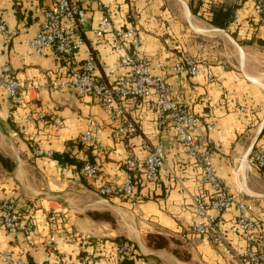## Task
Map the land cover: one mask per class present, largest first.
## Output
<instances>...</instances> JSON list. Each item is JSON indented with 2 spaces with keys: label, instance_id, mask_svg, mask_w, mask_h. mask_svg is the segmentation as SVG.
Here are the masks:
<instances>
[{
  "label": "crops",
  "instance_id": "0c3cea01",
  "mask_svg": "<svg viewBox=\"0 0 264 264\" xmlns=\"http://www.w3.org/2000/svg\"><path fill=\"white\" fill-rule=\"evenodd\" d=\"M54 2L0 0V18L8 30L7 35L0 33V66L8 65L23 87L19 104L0 93V201H12L19 214L32 222L28 234L0 229V252L30 264H112L119 258L116 237H124L150 263L238 264L202 235L189 234L182 243L180 235L196 218L193 199L208 187L198 184L194 158L172 131L157 124L147 100L123 103L124 114L135 122L137 132L129 140H119L113 135L107 110L96 98L49 89L51 81L64 77L67 65L79 64L89 52L95 56L96 76L102 82L113 84L124 74L114 67L117 54L111 32L94 34L102 12L93 0H77L85 18L75 33L82 44L72 57L59 56L51 49L32 51L26 41L40 29L43 10ZM101 2L109 5L116 27L137 30L140 52L149 59L150 72L165 79L172 98L201 124H213L211 130L200 129L197 141L210 152L225 188L240 191L264 227V169L251 163L253 154L264 153V27L255 22L251 1L225 0L212 7L231 9L222 28L192 12L190 0ZM235 9L240 18L231 24ZM186 54L204 61L202 72L187 76L172 71L173 63ZM54 119L59 120L58 126ZM93 125L98 127L102 152L77 140ZM30 142L51 156H32ZM157 143L163 148L162 166L153 181L136 186L133 199L97 192L104 184L120 185L125 159L144 157ZM63 153L77 159L87 155L98 165V173L84 179L77 165L52 156ZM95 212L110 216H94ZM236 215L232 207L218 222L225 241L240 245ZM148 232L165 235L168 247L149 246ZM50 236L53 246L46 244ZM176 247L185 249L188 257H179ZM0 264L9 263L0 259Z\"/></svg>",
  "mask_w": 264,
  "mask_h": 264
},
{
  "label": "built area",
  "instance_id": "2783aa9c",
  "mask_svg": "<svg viewBox=\"0 0 264 264\" xmlns=\"http://www.w3.org/2000/svg\"><path fill=\"white\" fill-rule=\"evenodd\" d=\"M95 1V6L102 12L101 25L94 30L96 36L102 31H110L112 47L117 54L114 65L116 70L123 69L115 83L106 84L96 76L97 63L93 53H87L77 65H67L64 77L57 78L48 84L52 91L72 90L79 96L94 97L109 114L114 124L113 135L119 140H129L136 132L137 127L133 120L124 114L123 103L136 104L141 99L148 101L149 108L155 113L157 124L172 131L176 140L185 151L194 158L198 171L197 182L201 187H208L206 193L202 191L193 199V210L196 215L194 222L187 231L180 235L186 240L189 234H199L207 238L212 245H218L223 253L238 264H264V227L251 214L252 203L244 202L240 191L229 192L222 180L217 176L211 161L210 152L203 149L198 141L197 134L204 126L207 130L213 129L212 123L201 124L198 118L188 109L175 101L168 85L162 76L153 75L149 70V59L140 52V38L133 27H116L111 20V12L107 3ZM225 0H199L205 8H212ZM235 3L240 0H230ZM251 8L257 25L264 27V0H250ZM43 22L40 29L30 39L27 45L34 53L51 49L59 56L70 58L79 49L82 39L75 36L84 23L85 10L77 0H55L43 10ZM240 13L235 9L230 23L239 21ZM5 23L0 18V33L7 35ZM202 50V46H199ZM204 61L197 57L184 55L172 65L176 74L194 76L203 71ZM210 78L209 74L207 75ZM0 93L13 104H19L23 97L21 82L13 75L8 65L0 66ZM38 117H41L39 114ZM31 119L32 115H28ZM53 124L59 125L54 119ZM77 140L90 145L97 152H102L99 130L96 125L82 131ZM32 156L49 157L48 150L40 149L35 143H29ZM164 159L163 148L160 143L144 156H128L124 163V180L120 185L104 184L98 188L100 195L119 194L122 197L133 199L136 186L153 181L162 166ZM79 174L84 179H92L98 173L99 167L87 155L80 159ZM251 163L258 169L264 167V153L258 152L251 156ZM237 209L235 226L242 244L238 245L225 241L224 234L218 222L223 213L230 208ZM0 229L9 233L28 234L32 226L22 220L14 203L10 200L0 201ZM187 241V240H186ZM54 237L50 236L46 244L53 246ZM118 253L126 251L125 245H117ZM0 259L9 264H30L21 259H13L8 252H0ZM42 264H66L62 261L45 262ZM92 264H98L93 262ZM112 264H119L117 261ZM139 264L150 263L140 259Z\"/></svg>",
  "mask_w": 264,
  "mask_h": 264
},
{
  "label": "trees",
  "instance_id": "16d2710c",
  "mask_svg": "<svg viewBox=\"0 0 264 264\" xmlns=\"http://www.w3.org/2000/svg\"><path fill=\"white\" fill-rule=\"evenodd\" d=\"M190 9L194 13L198 12L201 16L206 18V20H208L210 24H212L215 27H219V28H222L226 24L231 14L230 8H227V7L219 8L218 10L212 9V8H205L201 5L199 0H190ZM262 43L264 44V40L262 41ZM52 156L55 159L60 160V161L74 163L75 165H77L78 168H80L81 166L80 159H77L73 156L70 157L69 155L64 154V153L54 154ZM262 169H264V167ZM94 216H102V217L108 218L110 215L107 212H95ZM20 217L22 218V220H24L25 222H28V224L32 226V222L30 218L25 217V216L23 217L21 215ZM116 240H118L117 241L118 245L126 246L125 252L123 253L117 252L119 254V258L117 260L119 264H134L136 260L145 259L143 256H141L137 252V247L132 241L124 237H116ZM146 241L149 246L155 249L167 248L169 244V239L165 235L157 233V232H148L146 235ZM181 241L182 243L187 242L186 240H181ZM174 252L181 258L188 257V252L183 248L180 249L176 247L174 248Z\"/></svg>",
  "mask_w": 264,
  "mask_h": 264
}]
</instances>
